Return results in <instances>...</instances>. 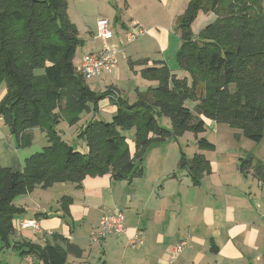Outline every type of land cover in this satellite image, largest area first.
<instances>
[{
  "label": "trees",
  "instance_id": "16d2710c",
  "mask_svg": "<svg viewBox=\"0 0 264 264\" xmlns=\"http://www.w3.org/2000/svg\"><path fill=\"white\" fill-rule=\"evenodd\" d=\"M212 13L198 33L192 24L198 13ZM180 47L175 56L178 77L164 62L137 61L145 66L143 78L156 81L132 103L117 98L110 121L92 119L77 138L86 152L59 136L60 122L74 126L82 113H96L98 102L109 92H93L76 71L73 59L81 47L76 27L67 14L65 0H0V119L20 148L31 145L27 131L40 128L47 144L25 159L22 172L0 167V241L10 246L15 197L36 187L55 183L80 185L86 176L110 174L130 179L141 174V159L151 147L176 139L185 131L198 134L204 120L225 123L241 130L255 143L264 137V10L251 0H190L176 21ZM202 95H197V89ZM186 101L195 102L193 109ZM169 119L171 130L157 124ZM134 129V152L130 153L124 132ZM199 149H214L200 139ZM250 158L240 161L243 171ZM264 180V166H250ZM210 169L197 154L189 163L193 178ZM21 256L40 264H65L54 246L36 248L13 244Z\"/></svg>",
  "mask_w": 264,
  "mask_h": 264
},
{
  "label": "crops",
  "instance_id": "0c3cea01",
  "mask_svg": "<svg viewBox=\"0 0 264 264\" xmlns=\"http://www.w3.org/2000/svg\"><path fill=\"white\" fill-rule=\"evenodd\" d=\"M65 1L81 47H88V53L116 52L114 70L97 77L93 86L88 85L93 92L103 94L111 87L120 90L124 98L122 84L128 82L137 97V93L154 87L157 82L142 77L145 66L135 65L137 61L149 66L164 62L178 77L185 75L176 66L180 38L175 28L190 0ZM100 19L107 21L110 38L97 37ZM128 33L135 35L134 41H127ZM115 102L108 95L98 102L97 112L88 117L110 121L116 112ZM208 122L214 128L217 125L205 119V126ZM66 126L63 136L75 142L82 127ZM27 133L31 135L30 147L36 138L47 144L40 128ZM176 140L149 148L141 159V174L133 178L86 176L79 186L55 183L15 197L12 203L18 213L12 221L10 241L40 249L54 246L63 254L65 264H264V180L254 177L250 168L253 163L243 171L239 169L244 158L252 161V153L236 147L233 152H218L222 141L218 137L213 143L208 140L214 145L213 153L196 149L195 155H202L210 169L195 179L189 164L187 170L181 169L180 160L187 158L190 163L193 157H187L181 148L176 150ZM12 144L15 146V140L0 119V167L21 170L30 153L20 154L24 148L16 151ZM76 146L81 152L87 150L81 140ZM129 151L133 154V146ZM232 159L239 164L228 169ZM116 209L125 215L124 232L109 235L100 243L92 242L89 233L100 217ZM22 219L36 220L40 232L20 229ZM136 235L142 245L132 247L129 240ZM179 241H185L186 248L169 261L171 247ZM12 251L16 264H40Z\"/></svg>",
  "mask_w": 264,
  "mask_h": 264
},
{
  "label": "rangeland",
  "instance_id": "374dc122",
  "mask_svg": "<svg viewBox=\"0 0 264 264\" xmlns=\"http://www.w3.org/2000/svg\"><path fill=\"white\" fill-rule=\"evenodd\" d=\"M253 1V3L257 6H259L260 8H262L264 10V0H251ZM66 2V1H65ZM68 14V13H67ZM214 18V15L212 13H198L196 19L194 20L193 24H192V31L194 34L198 33V30L200 29V27L211 21ZM88 53V47L84 48V47H78L76 49V53L73 59L74 65L78 66L80 64V58L82 57L83 54ZM109 75V74H107ZM105 73H102L100 75V78L103 76H107ZM99 77V76H98ZM97 77H93L91 80H86V85H91L93 86L94 81L96 80ZM98 79V78H97ZM122 87H124V89H122V95L124 98H122L120 96V90L117 91L114 88H108L105 90V92L109 91V95L115 98V93L117 94L118 97L122 98V99H126V101H128L129 103H132L136 100V96H134V87L131 85V83L128 82H124L122 84ZM5 89V85L1 84L0 85V101L2 100L3 97V91ZM104 92V93H105ZM197 95L201 96L202 95V90L201 89H197ZM117 97V98H118ZM196 105L195 102L192 101H186V106L190 109H193L194 106ZM89 113H82L78 123L74 126L76 129V127L80 128V127H85V125H87L88 123L91 122L92 119H94V116L92 115V117H88ZM61 126L58 128L59 132V136H63L66 132H67V126L65 123H60ZM157 124L159 125V127L166 129V130H171V124L168 118L161 116L157 118ZM217 127L215 126V128L210 125V123L208 122L206 126H204V130L198 134H194L193 132L190 131H185L183 132L181 135L177 136V140L174 141L173 146L176 147V150H179V148L182 149V151L184 153H186L187 157H194L193 155H195L196 149L200 150V151H204V152H210L213 153V150L209 149H204L201 150L198 148L197 144L200 141V139H206L209 141H214V139H216V137H218V139H220L222 142L220 145H218L217 151L218 152H228L231 151L233 149V147H236L238 149H242V151H246L248 153H252L253 159L252 161L250 160L251 163H253V165L257 162H260L263 166H264V137L262 138L261 142L259 143H255L253 141H251L250 139L246 138L243 136L241 130H239L236 127L230 126L228 124L225 123H216ZM74 132V130H73ZM63 133V134H62ZM124 135L126 136V142L128 145V148L133 146V151H134V141H133V135H134V129H129L127 131L124 132ZM64 137V136H63ZM65 138V137H64ZM73 147H77L76 145L79 144L80 139L77 137H74L75 142H73L72 140L65 138ZM77 140V141H76ZM46 142L39 141L38 138H36V141H34V144L30 147H25L24 150H20V154H25V152H29L30 154L27 155H32L36 152L41 151V149L43 148V145H45ZM14 150H19L20 147L16 144L15 142V146L14 144H12L11 146ZM23 149V148H21ZM28 150V151H27ZM24 152V153H23ZM233 152V151H231ZM248 158V157H247ZM233 161L230 162V165L232 164V166H230V168L228 169H233L237 164H239V161H235L234 159H232ZM186 162V164H185ZM24 163L23 162V166L21 168V170H17L18 172H22L24 170ZM180 164L181 169L182 170H187L188 169V164L189 162L187 161V158H184L180 160ZM13 242H10V246H6L4 243H2V241H0V264H16V260L17 257L15 255V253L12 251V246H13Z\"/></svg>",
  "mask_w": 264,
  "mask_h": 264
},
{
  "label": "built area",
  "instance_id": "2783aa9c",
  "mask_svg": "<svg viewBox=\"0 0 264 264\" xmlns=\"http://www.w3.org/2000/svg\"><path fill=\"white\" fill-rule=\"evenodd\" d=\"M112 36V31L108 29L107 21L100 19L97 22V37L99 38H110ZM135 35L133 33L127 34V41L132 42L135 40ZM116 52L105 51L101 53H88L81 57L80 64L76 66V71L83 76L85 80L92 79L93 77H98L102 73L110 74L116 67ZM117 94L115 93V99H117ZM113 99L114 97L111 96ZM125 215L121 210H114L110 214H103L98 224L89 233V238L94 243H100L109 235L122 234L125 230L124 228ZM20 229L32 230L37 233L40 232L39 225L36 220H20ZM129 244L132 247L141 246L142 240L140 236L136 235L129 240ZM185 241H179L171 247V251L168 255L169 261L177 258V256L186 248Z\"/></svg>",
  "mask_w": 264,
  "mask_h": 264
}]
</instances>
